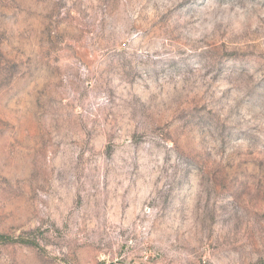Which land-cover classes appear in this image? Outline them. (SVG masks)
<instances>
[{"label":"rangeland","instance_id":"1","mask_svg":"<svg viewBox=\"0 0 264 264\" xmlns=\"http://www.w3.org/2000/svg\"><path fill=\"white\" fill-rule=\"evenodd\" d=\"M0 264H264V0H0Z\"/></svg>","mask_w":264,"mask_h":264}]
</instances>
